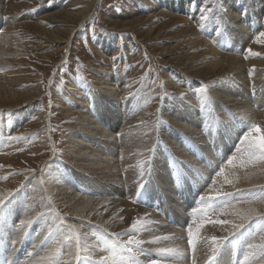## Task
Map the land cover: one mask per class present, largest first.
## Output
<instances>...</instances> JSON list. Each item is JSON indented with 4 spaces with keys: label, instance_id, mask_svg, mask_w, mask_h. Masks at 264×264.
<instances>
[{
    "label": "rangeland",
    "instance_id": "rangeland-1",
    "mask_svg": "<svg viewBox=\"0 0 264 264\" xmlns=\"http://www.w3.org/2000/svg\"><path fill=\"white\" fill-rule=\"evenodd\" d=\"M168 1L175 2L176 0H3L2 3H0V37L6 36L3 40L4 47L0 49V130L2 131V125L5 120L11 122L13 121L12 118L17 116L20 112L32 109L30 115L26 118H21L18 124L11 125L5 136L6 142L4 139H0V143H3L2 145L4 146V149L0 150V176L1 174L4 175L1 176V178H3H0V182L8 183L4 195L5 198H3L5 201L18 198L21 200L20 206L26 208L28 204L27 200L33 195L29 194L31 188H35L36 186L41 188L42 183H47L49 179L55 180L53 186L49 184L50 188H53L62 180L61 176H53L54 171L59 169L56 167L53 159L58 158L60 162H64L68 167H71V170L72 168H76L77 172L79 171L80 174L84 175V173L77 168L78 166L76 164H74L76 167L72 164L75 163V161H82L81 163H83L84 161L79 159L82 158V153L88 152L90 149H104L106 146L103 143L106 144L110 142L109 140H102L104 136L102 138L98 137L97 139L95 138L96 136L90 137L86 130H84L88 115H93V113H90V110H92L91 107H93L94 104L90 103L88 107L86 106V108L84 107L83 109L77 108L81 105L77 98L78 96L81 97L82 93L78 92L77 89L73 87L72 84L74 80L83 79L86 82L92 83L94 88H99L101 86L98 80L99 73L110 72L111 74H116L120 72L119 79L123 82L126 81L125 85L127 84L126 86H128L129 93H127L126 97L121 101H118L116 106L120 105L119 109L123 110L122 106L126 104L127 101L139 103L138 105L141 104L140 102L143 103L147 101L146 107L142 108L146 115L142 116L141 121L139 120V123L137 122L138 125H136L138 130L137 128H128L131 133H135L134 138L136 135L141 137L144 134L142 130L157 131V129H163L165 127V130L166 126L169 127L170 117H174L178 113L176 106L179 104L181 105H179L178 108L184 106L183 103H177L176 100H182L181 94L184 96L188 93L189 87L185 86V83L191 82L193 87H196L198 91H202L201 89L207 86V90L202 91L204 93L209 92L213 86L221 84L224 86L223 83L226 81L228 87L236 85L235 83L237 82L232 80L234 73L231 67L215 70L207 66L209 55L204 47L206 44L211 47L209 37L217 39L221 34L217 32V23H212V26H210L211 29L206 27L208 23L213 21L204 23L203 28L200 27L202 8L207 7L210 10H214L216 4L220 3L225 10L224 14L226 13L228 17L230 16V13L227 11L230 8L226 4V0H181L183 3H188L185 11H174L168 7H164L163 3ZM231 1L233 4L231 10L235 12L234 6L236 3L234 1L243 2L247 0ZM246 3L247 5H255L253 4L254 0H249ZM262 7L260 17L264 18V0H262ZM88 13L90 16L88 15V18L86 17L87 19L83 20V17ZM235 14H238L236 20L239 23L243 19L242 9ZM8 20L11 22L5 24ZM223 22L225 23L226 20H223ZM209 31H211V35L208 34ZM259 32H264V26L260 27L252 36L242 55L245 57L248 56L246 59V69L248 71L257 69V72L262 71L264 76V38L259 37ZM213 44V46H215L214 48L218 50V43L215 42ZM248 49H251L252 52H256L259 55L255 57L249 56ZM220 52L224 54V58H231L232 55L234 56L236 54L230 50H222ZM244 56L241 57L242 60H245ZM228 81H232L233 83ZM250 82H248V84H252V82ZM261 82H264L263 78H261ZM117 87H119V84ZM105 96L109 97L108 93ZM206 96L209 97L210 93H207ZM208 99L210 98H207V102ZM71 104H73V106H71ZM220 104L221 103H218V105ZM214 106H216V104ZM224 106V108L230 109L225 104ZM132 108H130L131 112L134 111ZM88 111L89 114L86 113ZM262 112L264 113V109ZM132 114L134 116L135 112ZM213 114L208 116H215V114ZM118 122L119 124L123 123L121 115L118 116ZM254 124L261 129V134L264 135L261 125ZM125 125L129 127V125ZM103 126L106 127L105 125ZM167 132L170 134L171 129H168L166 133ZM71 133L75 138L80 137V141H77L79 145L76 143V146H78L76 148H78L80 153H75L71 149L69 143L74 141L71 137ZM119 133L120 131L114 132L115 143H117V145H122V148L120 147L117 149L112 147L111 149L116 155L122 150L127 152L129 147H132V143H134V141L126 137V134L122 137L123 140L121 144L119 141ZM175 133H177V130L173 131L172 135ZM181 135L187 136L184 131ZM239 135H243V129L239 132ZM254 136L255 133H253V137ZM168 139L172 140L171 142L177 145L178 142L175 138L168 137ZM168 139L154 135L152 143L146 142L143 146L144 148L140 152L141 154L136 155L139 164L138 168H140V173L137 178L139 180L138 182L141 181V172L143 171L142 182L145 185L143 191H147L149 187V185H147L148 182L155 183L151 177L156 173H161V170L157 169L158 166L151 168L152 165L150 167L146 165L149 163L156 165L157 160L154 161L156 156L161 157L158 158L159 161L165 157V153L168 151L166 149L169 147V144L165 142H167ZM123 141L128 143V146H126L127 148H123L125 147V142L123 143ZM237 143L238 141L236 144ZM89 144L91 146H87ZM236 144V148H230L231 152L236 151L234 150L237 149ZM240 150L242 151V148ZM158 151L160 152L157 153ZM198 152L200 153L201 151L199 150ZM230 154H227V156ZM123 157L126 158L128 155L123 154ZM66 158L69 161H66ZM97 158L101 159L102 156ZM128 160L130 159L128 158ZM165 161L164 159V162ZM113 165H116V163H113ZM157 165H159V162ZM191 173L193 174L194 172H188V174ZM70 175H72L71 172ZM87 178L92 180L89 186L98 188L93 190L99 193H88L85 188L81 190H76L75 188L67 189L66 191L69 192L75 191L74 200L78 201L80 196L81 199L79 201L89 198L98 200L99 202L97 204L100 210H103L113 204L115 200L118 201L119 197H115V193L113 197L111 193H109L112 189L116 188L115 191L121 189L125 192L128 191L125 195L126 197L122 199L127 204L131 203L134 207L138 204L146 205L144 199L139 201L138 197L140 195H137L136 189H132V193H130L125 186H118L116 184L111 185L113 182H110L109 185L107 182H104V180H99L96 176H87ZM183 179H186L188 183L195 180H191L189 176H184ZM67 181L72 187H75V182L73 183V181L65 180V182ZM201 182L197 190L195 189L197 195L194 196L201 197L205 195V198L217 196V190L213 189L204 194L205 189L211 185V180ZM9 186L11 187L9 188ZM204 186V191H202L201 189ZM248 193L249 192H242L228 199H230L231 202L235 199L236 203L237 201L244 202L253 200L257 195L264 196V191L260 189H254V191L250 192V195H248ZM107 194H110V196H107ZM51 196L53 197V194L49 195V198ZM152 197V202H148L147 207L151 210L154 209L152 206H155L153 213L159 216L161 213L157 210V200L154 199V195H152ZM51 200L54 201L53 199ZM55 200L59 205H63L58 199L55 198ZM40 201L39 204H43L44 199ZM52 201L50 202L51 204L53 203ZM191 204L192 202H190L188 206ZM186 206L187 204L182 208V214H185L187 217L185 212ZM163 207V205H160L159 209L163 210ZM112 208L114 207H109L108 214L113 216L117 214L118 209L116 211V208ZM63 210L64 208L59 207L57 214L52 217H46L45 222L47 223H43L40 228L34 229V227L31 226L27 227L26 231L29 232V234L35 232L40 234L43 228H49L45 236H43L37 244L36 249L30 250L31 255L25 253L26 248L24 247V252H21L17 257L12 259L13 264H16V261L18 262L17 264H43L42 261L44 257L41 258L39 253L43 251L47 252L49 246H54L58 240H63V244L60 246L63 247V254L67 253L65 249L68 245L65 244V240L61 233H65V229L68 230L71 226H69V223L65 220L64 224L66 226H62L58 224V222L54 223L56 218L64 217L65 219V210ZM207 213V215H204L203 213L198 214L197 212L190 222L196 223L198 221L197 223H203V226H211L213 223L210 221L217 220L216 218H218V215L221 213V209L218 208L215 211L207 209ZM193 214L195 213L193 212L192 215ZM148 215L149 212L145 213L143 217L146 219ZM198 215L200 218H198ZM14 216L15 218H13L12 221L1 217V237L8 235L9 232L4 230L7 225L13 228L22 227L21 224L19 226L17 225V223L20 222L18 218L20 216L19 213H16ZM260 217H264V215L257 216V218ZM166 218H164V216H159L158 221L152 222H149L150 219L148 221L143 219L141 223L144 224H142L141 227L144 228L147 224L151 226L163 223L171 225L168 220L166 221ZM170 219L173 220L172 218ZM253 222L254 221L245 225V227L248 229L250 225H253ZM5 223L6 226H3L2 224ZM50 223L54 224L50 225ZM138 225H140V223ZM172 225L171 226L175 230L184 231L182 228L178 229L179 227L175 224ZM229 225L230 223L224 224L223 227ZM79 227L80 230L78 229L75 233L77 235L79 234L81 237V243H89L88 241L91 242V240L94 242L95 232L93 228L90 226H81V223H79ZM162 227H164L162 229L165 230V226ZM187 229L188 227H186L185 231H187ZM107 230L110 231L111 229L107 228ZM53 231L54 233H52ZM109 231L106 232L110 233ZM194 231L193 229V232ZM68 232L71 236L72 233L70 231ZM248 232L252 234L255 230L250 228ZM144 233L145 232L139 229V231L134 234L133 238L135 239V237H139ZM155 233L157 237H160L159 235L162 231H156ZM226 233L228 234L229 231H226ZM218 234L222 235L221 232H218ZM155 235L153 236L150 233L149 236H152V238L149 237V239H147L148 237H144V239H140L143 242L141 245H144L140 246L144 250V255L139 254V252L135 250L132 253H128L121 248L117 253L120 252L119 254L122 256L135 257L137 264H148V261L151 259H155L158 264H180V260L183 262L188 260L187 264H199L202 259L206 255L208 257L210 253V248L207 244L203 247L205 250H196L197 252L202 251L204 256H198L197 258L191 257L192 249L187 244L188 233H186V236L183 237L184 241L183 238L182 240L179 239V242L182 241L184 243H182V246L179 248L184 251H186V248L191 249L190 256H186L184 259H180L179 257H160L157 256L155 252L156 248L159 247V242L153 244L151 242L155 239ZM250 237L251 235L246 237L245 240ZM124 239L121 240V238H119V241L115 239L112 243L118 245L122 244L123 241L128 239V236L125 235ZM46 242H48L49 245L45 246ZM243 242L241 241L239 244L241 245V251H243L246 256V253L253 248H247L245 241ZM173 244H175V242L172 243L171 246ZM239 244L235 246L236 257L240 253L237 249ZM25 246L30 247L31 244L28 242ZM262 246H264V243L259 242L256 244V247ZM91 248H93V245L90 247L88 246V250L82 252L81 260L79 262L76 261L75 264H97V262L90 258L95 254ZM257 249L258 248L253 249L254 254L250 259L249 256H247V259H245L244 256L243 258H237V260L242 262V264H261L258 261L261 260L259 257L255 259V255L260 253ZM21 250H23V248H21ZM71 251L75 252L74 238L72 240ZM6 252V255H0V264L2 261H6L11 257L10 252H14V248L8 247L6 248ZM54 253L56 252L49 251L45 259L47 264H52L54 262V260L51 259ZM31 257H37L38 260L34 258L30 259ZM85 257H87V259H85ZM223 257L231 259L232 253L223 255ZM2 264L6 263L2 262Z\"/></svg>",
    "mask_w": 264,
    "mask_h": 264
},
{
    "label": "bare ground",
    "instance_id": "bare-ground-1",
    "mask_svg": "<svg viewBox=\"0 0 264 264\" xmlns=\"http://www.w3.org/2000/svg\"><path fill=\"white\" fill-rule=\"evenodd\" d=\"M2 1H0V3H2ZM247 1H234L236 3L234 6V12L231 10L233 6L231 3L232 1L226 0V4L230 8L227 10L230 13V16L228 17V15H225L224 13L220 14L222 17H224L223 20H226L225 23L222 21V23L216 25V29L219 26L221 34L217 39H212L209 37L212 48L208 44H206L204 47L209 55V62L207 66L215 70H222L225 67H231L234 73L232 80L237 82L235 83L236 85H231L228 87L226 81L223 83L224 86L222 84L213 86L209 92L204 93L202 91H198L196 87H193L191 82L187 84L185 83L184 85L189 87L188 93L183 96L182 100H176L177 103H183L184 106L181 108H178V106L181 104L176 106L178 113L176 116L170 117L171 119L169 121V127L166 126L165 129L166 131L171 129L170 134L168 132L166 133L164 127L163 129H157V131L142 130L144 134L141 137L136 135L134 138L135 133H131L128 128H137L136 125H138V121H141V117L146 115L144 109L142 110V108L146 107L147 101L145 100L146 102L143 103L140 102L141 104L138 105L139 103H133L132 101L128 102L126 100V104H123L122 106L123 110L119 109L120 105L116 106V103L125 98L127 93H129L128 86H126L127 84L125 85L126 81L123 82L121 79H119L121 74L120 72H117L116 74H111L110 72L99 73L98 80L101 85L99 88H94L92 83L86 82L83 79L74 80L72 84L73 87H75L78 92L82 93V96H78L77 98L78 102L81 104L77 108L83 109L84 107L86 108V106L88 107L90 103L94 104V106L91 107L92 110H90V113H93V115H88L84 130H86L90 137L96 136L95 138L97 139L98 137L102 138L104 136L102 140H109L110 142L106 144L103 143L106 146L104 149H90V151L82 153L83 156L79 159L83 160V163H81L82 161H75V163L72 164H76L78 166L77 168L80 169L84 175L80 174L79 171L77 172L76 168H72L71 170V167H68L64 162H60L58 158L53 159L56 167L59 168L54 171L53 176H61L63 181L61 180L59 183H57L56 187L54 186L53 188H50L49 184L53 186L55 180L49 179L47 183H44L41 180L43 182L41 188L38 186L31 188L29 194L33 195L30 196V198L28 197L29 199L27 200L28 204L26 208H22L20 206V199L15 198L11 200L12 203L10 205V211L6 215L0 214V220H2L1 217H3L6 220L12 221L13 218H15L14 215L19 213L20 216L18 218L20 219V222L17 223V225L19 226L21 221H25L26 223L24 226L18 228H13L12 226L7 225L6 229L4 228V230L9 232L8 235L1 237L0 234V255L7 254L6 248H14V252H10L11 257L7 259L6 256L7 260L2 262H5L6 264H13L12 259L17 257L21 252H24V247L26 248L25 253L27 255H29L32 250H35L37 244L40 242L41 238L45 236L49 227L43 228L40 234L37 232L29 234V232L26 231L27 227L31 226L34 227V229L40 228L43 223H47L45 222L46 217H52L58 213L59 207L64 208V216L66 217L65 219L64 217H59L58 219L56 218L54 223L58 222V224L66 226L64 224L65 220L69 223V226L75 229L76 232L80 228L79 223H81V226H90L93 228V231L95 232V240L94 242L92 240L91 242L88 241L89 243L85 244L89 247L93 245V248L91 249L95 252V254H93L90 258L97 262V264H100L99 258L101 256L108 257L106 264H131L129 257L126 255H120V252L117 253L120 248H117L115 250V255H113L110 247L113 244L112 242H114L115 239L118 240L119 238L123 240L125 236L124 233L131 228L134 220H138L140 223V225H138L139 229L145 233L141 234L139 237H135V239L140 240L144 239V237H148L147 239H149V237L152 238V236H149L150 233L154 236L156 231H162L159 236H167L169 239H161L159 241V247H170L174 242L175 244H173L171 247L182 246L183 242H179V239L182 240V238L185 236L186 233L184 231H177V229L175 230L171 225L166 223L153 226L147 224L146 227L142 228L141 225L144 223H141V220L144 219L145 221H148L150 219L149 222L158 221L159 216L163 215L164 218H172L175 221V225H179L180 222L185 221L183 226H186L189 219L185 214H182V208L192 201L191 196L197 195L195 189L197 190V187L200 186L199 183L201 181H216L215 184L210 182L211 185L208 186L205 191L203 190L205 186L201 189L204 191V194L212 189L217 190L216 195L223 192H231L233 193V196H237L242 192H249L248 195H250V192L254 191V189H260L264 191V159L250 157L246 146L241 145L238 139V136H242L239 135V132H241L242 129L243 134L251 131V125L254 123L258 124L259 126L261 125L262 131L264 133V113L262 112L264 109V82H261V78L264 79V76L262 71L257 72V69L251 70L252 75L249 76V71L246 69L247 60L245 59V56L242 55L246 50V45L250 42L252 36L258 31L260 27L264 26V18L260 17L263 7L262 0H254L253 4L255 5H247ZM187 4L188 3H183L181 0L163 3L164 7H168L174 11H185ZM240 9L243 11V19L238 23L236 20L238 14L235 13H237ZM88 15L89 13L83 17V20H86ZM7 22L9 23L11 21L8 20L5 22V24ZM212 23L215 22L208 23L206 28L211 29L210 26H212ZM208 34L211 35V31H209ZM4 37L6 36L0 37V49L4 47ZM215 42L218 43V50H216L214 48L215 46H213V43ZM222 50H230L236 54L234 56L232 55L231 58H224V54L220 52ZM243 56L245 60L241 59ZM250 81L252 84H248ZM230 83L233 82L231 81ZM118 84L119 87H117ZM107 93L109 97L105 96ZM207 93H210L209 97L206 96ZM207 98H210L208 99V102L206 101ZM202 102L204 107L201 106ZM218 103L221 104L218 105ZM215 104L216 106H214ZM224 104L230 109L224 108ZM71 106H73V104H71ZM130 108L134 110L133 112H135V118ZM31 112L32 109H27L20 112L17 116H14V118H12L13 121L8 122L5 120L2 125V131L0 130V139L5 140V136L8 133L11 125L16 123L18 124L21 118H26ZM86 113L89 114V111ZM213 113L215 116H208ZM119 115L122 116L123 125L119 124L121 121L118 122ZM125 124L129 125V127ZM172 129L173 131L177 130V133L172 135ZM118 131H120V136L118 135L120 143L123 140L122 137H124L126 134V137L129 140L134 141V143H132V147H129L127 152L122 150L118 155H116L111 149L112 147L117 149L120 147L122 148V145H117V143H115L116 140L114 137V132ZM183 131L188 137L181 135ZM154 135L167 139L168 137L175 138L178 143L175 145V143L171 142L172 140L168 139V141L165 142L169 144L168 149L165 148L168 150L165 153V157L159 161L158 158L161 157L156 156V159L154 160H157L156 165L151 163L146 165L149 167L152 165L151 168L158 166L157 169L161 170L160 174L156 173L151 177L155 183L148 182L147 185H149V187L147 191L141 192L140 196L138 197L139 201L144 199L146 201V205L138 204L134 207L131 203L127 204L122 199L126 197L125 195L128 191L125 192L122 189L115 191L116 188H114L112 189L113 191L111 190L109 193H111L112 197L115 193V197L118 196L119 199L118 201L115 200L110 206L116 208V211L118 209L119 212L117 211V214L112 216L111 214H108L110 206L106 209L100 210V207L97 204L99 202L98 200H92V198H89L79 201L81 199L80 196V199L77 201L74 200L75 191H66L69 188H75L76 190L85 188L87 189L88 193L93 192L94 194H98L99 192H95L93 190L98 188L89 186L92 180L87 178V176H96L99 180H104V182H107L109 185L110 182H113L111 185L116 184L118 186H125L128 188L130 193H132V189L137 190L138 185L136 186V184L139 181L137 178L138 174L140 173V168H138L139 164L136 155L141 154L140 152L144 148L143 146L146 142L152 143ZM71 137L74 139V141L69 143L72 151L75 153H80L78 148H76L78 147L76 146V143L77 141H80V137L75 138L72 136V133ZM237 141L238 143L236 144ZM124 142L125 141H123V143ZM2 144L3 143H0V150L4 149ZM235 144L237 145V148H242L243 152L241 150L237 151L236 149H234L236 151L231 152L230 148L235 147ZM77 145H79V143H77ZM87 146L91 145L89 144ZM126 146H128L127 142H125V147L123 148H127ZM199 150L201 151L200 153L198 152ZM123 154L128 155V157H123ZM227 154L230 155L227 156ZM101 156V159L97 158ZM128 158L130 160H128ZM164 159L166 160L165 162ZM67 160L68 159L66 158V161ZM229 161H231V163H229ZM158 162L159 165H157ZM113 163H116V165H113ZM76 165H74V167H76ZM221 168L224 169V175L217 176L216 173L219 172ZM70 172L72 175H70ZM188 172L194 173L188 174ZM1 176L4 175L1 174ZM184 176H189L191 180H195L188 183L186 179H183ZM65 180L73 181V183L75 182L77 185L75 184V187H72L68 181L65 182ZM227 181H231V183H228ZM7 184V182H0V198H5L4 195L6 192V186H8ZM10 187L11 186H9V188ZM51 194H53V197L51 196L49 198V195ZM152 195H154V199L157 200V207L160 205L164 206V209L160 210L161 215L159 216H156V214L153 213L155 206H152L154 208L151 209L152 211L147 207V203L152 202ZM107 196H110V194H107ZM55 198L58 199V201L63 205L56 203ZM42 199H44L43 204H39V201ZM50 200L53 202L52 204L50 203ZM147 212H149V215L145 219L143 215ZM259 215H264V196L257 195L253 200L244 202L237 201L236 203L234 199V201L231 202V206L223 209V211H221V213L218 215V218H216L218 220H228L230 225L223 227L224 224H212L211 226L205 225L201 227L197 236L196 250H205L203 247H205L207 244L210 245L212 236H226L228 235L226 231H234L232 228L233 224H240L244 222L245 225H248L250 222L255 220L257 222H253V225H250L248 228H253L255 232L252 233L249 239L242 240V242L245 241L247 248H249L248 244L256 245L259 242L264 243V223L258 222L259 218H257V216ZM248 216H251V220H248L249 222H245L243 218ZM28 221H31V223H27ZM61 221H63V223H61ZM197 222H192L191 225L195 231L200 225V222ZM54 223H50V225ZM2 225L6 226V223ZM162 226H165V230L162 229L164 228ZM107 228L111 230L109 231ZM106 231H109L110 233ZM218 232H221L222 235H219ZM52 233H54V231ZM68 236H70V234L68 230L65 229V233H63L64 240H66ZM28 242L31 244L30 247L25 246ZM62 242L63 240H58L54 246H49V250L47 252L43 251L39 253L41 258L44 257V260L42 259L43 264H47L45 259L48 256L49 251L56 252L52 254L51 259L54 260L52 264H57V262H59V264H65L67 261H71V264L76 263L74 256H70L68 253L63 254V247L60 246L63 244ZM46 245H49V243L46 242L45 246ZM21 248H23V250H21ZM254 248H258L257 250L260 252L259 254L255 255V259L259 257L261 260L258 261L261 264H264V255L261 254V247H253V249ZM237 249L240 251L237 258H243L245 253L241 251L240 244ZM253 249L246 253V256H249V259L254 254ZM235 250V247H229L224 250L219 263L229 264L231 262L230 260L235 256ZM181 251L184 253V255L180 256V259L190 256L191 249L186 248V251L183 249H181ZM198 252L196 251L193 253L192 251L191 257L197 258L198 256H204L202 251L199 253ZM228 253H232L231 259H226L223 257V255ZM205 257L207 258V255ZM205 257L199 264H203L207 260ZM33 258L38 260L37 257H31L30 259ZM180 262V264H187L188 260L184 262L180 260Z\"/></svg>",
    "mask_w": 264,
    "mask_h": 264
},
{
    "label": "snow or ice",
    "instance_id": "snow-or-ice-1",
    "mask_svg": "<svg viewBox=\"0 0 264 264\" xmlns=\"http://www.w3.org/2000/svg\"><path fill=\"white\" fill-rule=\"evenodd\" d=\"M225 10L223 9V5L220 3L216 4V8L214 10H210L209 8L205 7L201 9V18H200V27L203 28L204 23L208 21H213L217 23L218 25L222 23L223 18L220 13H224ZM226 15V13H225ZM217 32H220L219 26L217 27ZM259 37L264 38V32H259ZM248 54L249 56H258L259 54L256 52H252L251 49H248ZM248 56L245 57L247 59ZM252 75V71H249V76ZM202 91L207 90V86H204V88L201 89ZM183 98V94H181V99ZM202 107H204V104L202 102L201 104ZM253 133H255V136L253 137ZM15 139V138H13ZM239 142L241 145L246 146V149L248 151V154L252 158H259V159H264V135L261 134V129L253 124L251 126V131L243 134L242 136H238ZM237 151H240V148L236 149ZM151 151V149H150ZM231 163V161H229ZM217 176H223L224 175V169L221 168L219 172L216 173ZM143 180V171L141 172V181L138 182V188H137V195L139 196L140 193L144 190L145 185L142 182ZM228 183H231V181H227ZM213 184L216 183L215 180L212 181ZM11 195V194H9ZM233 196V193L229 192H223L218 194L217 196H210L205 198L204 196H201L199 199V203L205 204L206 208H200L198 210L199 213H203L204 215H207V210L206 209H211L215 211L216 209H223L231 206V201L230 197ZM11 200H8L7 202L5 199L0 198V214H7L10 211V205H11ZM246 221L251 220V216L243 218ZM213 224H228L230 223L228 220H211L210 221ZM257 221H254V223ZM260 223H264V217H260L259 221ZM26 222L21 221V226H23ZM27 223H31V221H28ZM63 223V221H61ZM139 221L134 220L131 228L124 233V235L128 236V239L126 241H123L122 244H116L113 243L111 247V251L113 255H115V250L119 247L123 251H126L128 253H132L134 250L138 251L139 254L144 255V250L140 247L141 244L143 243L139 239H134L133 236L135 233L139 231L138 227ZM203 227V223H201L197 228L196 231L193 232V229L189 227L187 229L188 231V239H187V244L188 246L192 249L193 253L196 252L197 248V236L199 234L200 228ZM232 228L234 231H229L228 235L226 236H221V237H216L212 236L211 237V243L209 245L210 248V254L207 257V264H218V258L222 255L224 250H226L229 247H235L237 244H239L242 240H245L246 237L252 235L251 233L248 232L247 228L245 227V223L242 222L240 224H233ZM68 231L72 233L71 236H68L65 240V244L68 245V247L65 249V251L70 255L74 256L76 261L79 262L81 260V254L82 252H85L88 250V246L86 244L81 243V237L75 233L74 228H69ZM63 235V233H61ZM73 238L75 239V252L71 251V245H72V240ZM161 239L163 240H168L169 237H155L152 243H157ZM15 243V242H14ZM249 248L256 247V245L253 244H248ZM156 255L164 258H175V257H180L184 255V253L181 251L179 246H173V247H157L156 250ZM261 254L264 255V246L261 247ZM31 255V253H29ZM87 259V257H85ZM100 264H106V261L108 257L101 256L100 258ZM245 259H247V256H245ZM129 261L131 264H137L135 257H129ZM59 264V262H57ZM65 264H71V261L65 262ZM148 264H157V261L155 259H151L148 261ZM237 264H242L239 260L237 261Z\"/></svg>",
    "mask_w": 264,
    "mask_h": 264
}]
</instances>
